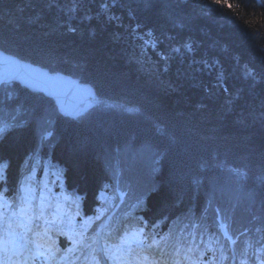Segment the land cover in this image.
Listing matches in <instances>:
<instances>
[{"label":"trees","instance_id":"1","mask_svg":"<svg viewBox=\"0 0 264 264\" xmlns=\"http://www.w3.org/2000/svg\"><path fill=\"white\" fill-rule=\"evenodd\" d=\"M101 2L0 0V50L90 84L110 105L68 118L43 94L2 85L0 148L15 190L7 202L56 217L62 234H54L73 263L94 254L106 218V255L113 244L128 254L154 245L179 264H264V203H253L264 201V0H232V9L153 0L131 14L139 0H120L118 21L97 18ZM142 150L159 154L154 174L121 181L112 173ZM221 166L243 183L225 201L213 191Z\"/></svg>","mask_w":264,"mask_h":264},{"label":"snow or ice","instance_id":"2","mask_svg":"<svg viewBox=\"0 0 264 264\" xmlns=\"http://www.w3.org/2000/svg\"><path fill=\"white\" fill-rule=\"evenodd\" d=\"M217 5H226L229 9L234 7L232 0H213ZM120 3V0H102L99 5V12L97 18L101 14L106 16L108 21L120 20L112 14V9ZM135 7H129V13H136L137 11H143L151 9L153 0H139L138 3L134 4ZM71 13H76L77 5L74 4L70 9ZM93 17L85 15L84 19L91 20ZM69 31H76L74 28H70ZM135 35V32L132 33ZM175 53H179L181 49L174 48L172 50ZM189 51L191 48L189 47ZM193 64H201L203 67L208 66V61H196L193 60ZM195 71V69H193ZM241 72L249 77L253 78V74L249 71L248 67H243ZM0 83L6 84L7 80L0 81ZM0 129V132H3ZM6 139V137H4ZM155 155H159L156 153ZM153 156V160L155 159ZM11 168V157L3 152L0 148V264H29V261H37L46 257V249L37 239H34L32 235L34 233L33 228L29 227L27 213L24 208L21 207L17 211V205L15 203V197L13 202L8 203V197L12 196L14 189L8 187V172ZM239 174V173H237ZM260 180L264 181V176L259 177ZM151 189H143V191H150ZM23 201L24 198L22 197ZM30 207V202H29ZM39 215H43V205L37 209ZM39 218V217H37ZM38 227V225H37ZM27 254V255H26ZM103 254V246H101V255Z\"/></svg>","mask_w":264,"mask_h":264},{"label":"water","instance_id":"3","mask_svg":"<svg viewBox=\"0 0 264 264\" xmlns=\"http://www.w3.org/2000/svg\"><path fill=\"white\" fill-rule=\"evenodd\" d=\"M58 77L64 79V83L60 82ZM7 80L8 82H15L25 87L33 93H43L46 97H52L57 105L60 107L61 112L69 116H78L83 114L88 103L84 97L93 96V89L90 86H83L86 94H73L74 104L65 102L63 93L64 87L78 88L79 80L67 76L61 72H49L47 69L35 66L26 61H22L17 57L8 55L0 50V81ZM78 82V86H77ZM3 83H0V85Z\"/></svg>","mask_w":264,"mask_h":264},{"label":"rangeland","instance_id":"4","mask_svg":"<svg viewBox=\"0 0 264 264\" xmlns=\"http://www.w3.org/2000/svg\"><path fill=\"white\" fill-rule=\"evenodd\" d=\"M155 76L156 75H154L153 78H156ZM157 80L158 81L154 82V85L158 86V84H159L160 86H162L161 81H159V79H157ZM98 102L99 101H98L97 97L93 98L92 107H97L98 105L96 103H98ZM101 103H102L101 106H103V108H109L110 109V105L106 106V104H104L103 101H101ZM115 108L118 110V107H115ZM120 112L126 113V108L120 110ZM136 153L137 152L133 153V156H132V154H126L121 159L119 158V162L117 161L114 165H112L113 166V168H111L112 173L115 176L120 175L119 178L121 179V181H123V180L133 181V177H142L143 175L154 174L156 167H157L155 164V159L153 160V156L155 154L152 153L151 151L149 153L147 150H142L139 154H136ZM138 157H140L141 159L138 160L137 159ZM120 162L123 164L121 165ZM227 170H228V167H224V166H221V169L218 170V184L216 185V189L215 190L213 189V191H215L214 194H216L217 198H218V194H220L221 198H218V200H220V201L228 200V196L230 195L229 190H232V189L241 190V187L243 186V183H240V181L237 182V181L233 180L232 176L226 177V174L224 172H226ZM202 179L203 180H200V182L205 181V184L210 181L207 176L202 177ZM214 179L216 180V178H214ZM214 179L212 178L211 181H213ZM223 182L226 184V186L221 185V183L223 184ZM133 184L135 185V183H133ZM206 186L207 185H204L203 188H205ZM143 187H144V189H147L145 184L143 185ZM234 192H237V191H234ZM242 194L245 196H248L249 198L251 197V195L249 193L245 192L243 190V188H242ZM36 196H37V198L40 197V198L46 200L47 196H50V195L47 194V196H45L43 194H37ZM231 198H232L231 200H237V196L235 194H232ZM253 203H254V206H256V205L263 206L264 201L259 202V204L257 202H253ZM261 210L264 211V209H261ZM222 223H224V221H222ZM123 242H125V240H123Z\"/></svg>","mask_w":264,"mask_h":264},{"label":"bare ground","instance_id":"5","mask_svg":"<svg viewBox=\"0 0 264 264\" xmlns=\"http://www.w3.org/2000/svg\"><path fill=\"white\" fill-rule=\"evenodd\" d=\"M2 51V50H1ZM3 52V51H2ZM5 53V52H4ZM7 54V53H6ZM8 55H11V56H14V57H17L16 55H12V54H8ZM18 58V57H17ZM19 59V58H18ZM21 60V59H20ZM22 61H26V60H22ZM27 63H31L30 61H26ZM31 64H33V63H31ZM33 65H35V66H39V65H36V64H33ZM40 67V66H39ZM42 68V67H41ZM45 69V68H44ZM50 72V71H49ZM67 76H69V75H67ZM60 78H62V77H58L57 79H60ZM62 81H63V83H64V79L62 78V80L60 79V82L62 83ZM65 84V83H64ZM90 86V87H92L90 84H88V83H84V82H82V81H80L79 82V92H78V88L77 87H75V88H70V87H64V90H65V93H63V96H64V98H65V102H67L68 104L69 103H71V104H74V98L72 97V95L73 94H86V93H88L87 91H84V87L83 86ZM77 86H78V82H77ZM93 89V88H92ZM93 92H94V90H93ZM40 94H43V93H40ZM94 94V93H93ZM46 97V96H45ZM46 98H49L50 100H52L53 101V104L49 107V109H51V108H53V107H55V110H56V113L59 115V116H66V117H68V118H74V116H69V115H67V114H65V113H63V112H61V109H60V107L57 105V103L55 102V100L52 98V97H46ZM93 98L94 97H91V96H89V97H84V100L88 103V104H90V105H92L93 104ZM98 103H96L98 106H99V108H101V101L102 100H99L98 99ZM122 102H117V103H115V105L116 106H118V105H120ZM104 104H106V106L109 104V102L108 101H105L104 100ZM114 105V107H116ZM103 107V106H102ZM88 108L89 107H86V109H85V111L83 112V114L88 110ZM110 150V149H109ZM44 161V160H43ZM19 195H20V193H19ZM27 195V194H26ZM25 194H23V198L26 196ZM135 219V217H130L129 219Z\"/></svg>","mask_w":264,"mask_h":264}]
</instances>
